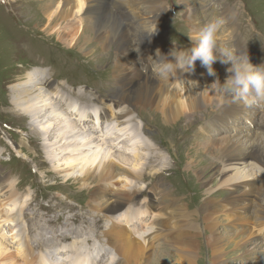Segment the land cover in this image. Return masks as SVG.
I'll list each match as a JSON object with an SVG mask.
<instances>
[{"label":"rangeland","instance_id":"1","mask_svg":"<svg viewBox=\"0 0 264 264\" xmlns=\"http://www.w3.org/2000/svg\"><path fill=\"white\" fill-rule=\"evenodd\" d=\"M38 1L0 0V178L4 186L9 187V184H11L10 187L12 186V189L7 188L10 201L22 203L27 198L32 200L29 202L31 204L29 210L19 209L14 215L0 211V245L11 250L9 259L6 256L0 257V264H36L35 260H40V264H42V259L46 257L40 256H46L49 252L48 255L51 254V258L60 257L59 251H56L58 254H53L47 247L51 244L47 242L50 234L53 240L66 241L69 251H73L70 249L71 246L75 248L74 251L82 247L85 248V246L91 250L96 245L95 239L101 240V243L105 242L104 233L109 229L108 219L104 217L107 215L100 212L96 206H88L94 201L91 196L93 188L88 191L82 188L81 182L68 181L62 174L53 172L50 161L47 159L45 151L47 146L44 144L43 136L39 134V130L36 131L32 128L29 118L20 111V105H13L12 88L28 81V79L41 77V70H47L57 86L67 83L69 88L62 89L68 90L75 100L84 102L86 110L84 123L88 124V129L95 127L96 135L105 130V124L112 121L115 111L112 104L114 101L110 100L108 93V90L113 88V81L110 77L114 68L112 57H107L108 54L105 55V52L101 51H96L94 56L84 54L81 50L71 48L63 41L58 42L57 33L51 32L45 23L47 20L43 18L42 2ZM50 1L56 3L55 0ZM188 3L198 11L196 17L193 18L201 24V30L197 37L193 35L194 23L191 21L189 5L183 4L182 0H165L163 18L167 20L168 28L164 49L167 54L172 50L177 53L181 50L189 51L194 46L193 39H200L202 29L207 24L223 17L227 23L217 33L218 42L228 49V45L224 41L233 34L232 24L228 21L235 19L238 22L236 35L243 48V53L250 52L251 62L254 65H257V62L264 65V0H188ZM205 4L208 5L207 8ZM225 4L229 5L228 10L225 8ZM169 6L173 7L172 14ZM175 6H177V10ZM116 16L121 19L126 28H131L122 19L123 16ZM69 24L73 26L75 24L74 27L79 26L76 21L68 24L66 22L65 26ZM65 26L61 27L62 30ZM154 65L152 63L140 70L145 71L144 74L147 76L151 67H155ZM198 65L196 64L194 71L190 73L178 72L177 79L168 82L167 87H172V93L178 94L187 89L190 91L199 88L196 93L203 92L205 89L211 90V84L220 78L222 73L223 75L227 74L228 72L224 74V70L231 67L230 64L224 65L221 62L218 67L214 66L213 70L217 75L215 78L210 75L209 70L200 69L199 66L202 65ZM81 92L85 95L80 98ZM90 99L96 100V102L93 103ZM85 102L97 106L98 109L94 114L92 113L93 108ZM240 103H232L234 109L239 110L237 114L227 111L218 96L213 97L211 102L206 105L204 103L203 110L196 108L192 113L185 111L183 115H172L166 111L164 113L166 117L159 118L155 115V111H150L148 116L135 117V125L131 127L142 134L143 141H146L149 146L150 156H155V153H158L159 156L163 154L165 158L156 163L154 159V165H145L143 170L149 167V172L146 171L148 182L136 184L142 190L137 192L135 197L132 196L129 205H133L135 199L143 202L146 195L153 196L150 192L152 185L149 184L152 181L154 185L153 175L159 171L161 164H166L167 168L160 172V178L169 184L170 189L174 192V200L177 201V204H183L189 212L200 211L201 205L205 202L203 195L207 186L195 171L193 159L197 162L202 161L203 168L212 164L221 168L222 163H219L215 156L207 154L206 146L208 144L217 143L224 146L238 138L245 137L250 140V138L264 137L263 132L256 135L257 131L251 132L239 127L240 120H251L255 122L257 130L261 119H264V107H247ZM99 108L113 114L108 115L103 110L99 111ZM252 110L258 114L257 118L255 114L250 113ZM76 115V113L72 115L71 120L75 119L79 122L76 120ZM92 115L94 116L92 117ZM89 119H92L93 123L88 122ZM99 122L103 123L99 126ZM224 129H230L236 134L233 137H222L221 131ZM11 140L15 142L14 145ZM124 144L125 142L119 143V146L123 145L120 147L125 148L126 144ZM190 149L196 150L201 156L193 155L194 151L189 152ZM126 158L129 159V157ZM144 158L142 154L135 155V163L125 165V167L137 170L143 166ZM81 168V165L78 166L71 176L74 178L81 176ZM208 177V175L205 176L206 179ZM216 180H211L209 186L215 185ZM121 185H125V182H117L111 185L109 190L114 192ZM93 187L100 190V187L95 184ZM153 203L154 201L149 199V201L143 202L142 208L137 210L131 206L133 208L131 210L136 211L137 223L138 220L143 221L139 233L143 232L156 213ZM8 207L9 205H6V208ZM212 215L207 218L211 226L217 216L213 213ZM12 219H15V223H11ZM122 219L123 217H120L118 221H122ZM16 225L17 228L11 227ZM120 225L123 232L135 235L132 231L134 224L131 218L127 222L123 221V224ZM220 225L223 237L228 235L227 230L235 229L225 220ZM166 226L173 227L170 223ZM245 226L255 228L253 237L241 249L235 250L234 246L227 248L225 256L227 264H264V225L261 227L262 224L257 222L256 227L254 223ZM72 228H77L79 232L73 233ZM201 231L202 238H198L197 241L198 255L194 264H212V255L205 241V229ZM16 234L22 240V246L19 249L12 242V238ZM69 235H71V239ZM94 235L97 238H94ZM176 238L179 240H175L176 242L171 244L158 238L152 250L146 254L147 259L145 257V260L150 261V264H186L182 241L178 236ZM260 239L261 241H259ZM29 240L38 241V243L33 246ZM84 240L88 244L83 243ZM27 243L28 251L25 248ZM108 246L116 252L114 246ZM80 255L84 257L87 255L86 258L89 259L91 253H80ZM117 257L121 258L119 255ZM119 258L111 255L104 262L116 264ZM119 260L120 264H126L125 261Z\"/></svg>","mask_w":264,"mask_h":264},{"label":"bare ground","instance_id":"2","mask_svg":"<svg viewBox=\"0 0 264 264\" xmlns=\"http://www.w3.org/2000/svg\"><path fill=\"white\" fill-rule=\"evenodd\" d=\"M39 1L42 2L43 18L47 20L45 23L51 32L57 33L58 42L63 41L71 48L93 56L96 51L105 52V55L108 54L107 57H112L114 61L110 75L113 88L108 90V93L110 100L114 101L112 104L115 112L112 121L105 124V130L99 135H96L95 127L88 129V124L84 123V102L75 100L68 90L62 89L68 87L67 83L61 84L62 87L57 86L47 70H41V77L28 79L12 88L13 105H20V111L29 118L32 128L39 130V134L43 136L47 146V159L53 172L62 174L68 181L81 182L82 188L88 191L93 188L91 196L94 201L88 206H96L103 214L113 215L104 216L111 222L110 228L105 230L104 234L107 245L115 246V253L121 256L117 258L126 264H150L145 257L147 259L146 254L152 250L155 241L162 238L171 244L179 240L176 236L182 241L186 264H194L198 255L197 241L202 238V229H205V241L212 255L211 263L227 264V248L234 246L235 250L241 249L253 237L255 228H247L245 225L254 223L256 227L257 222L262 224L261 227L264 225V182H258L260 174L264 178V137L250 140L245 137L238 138L224 146L217 143L208 144L207 154L215 156L216 160L222 163L221 168L213 164L203 168L202 161L193 159L195 171L207 186L203 195L205 202L197 213L189 212L183 204H177L174 200V192L169 184L160 178V172L167 168L166 164H161L159 171L153 175L154 185L152 181V184H149L152 185L149 188L154 197L151 196L150 200L154 201L155 215L138 236L123 232L120 225L123 221L127 222L131 218L132 223L137 224L136 211L131 210L133 208L129 202L132 196L135 197L136 193L142 190L136 184L148 182L146 171L149 167L143 170L145 165H154V159L156 163L165 158L163 154L159 156L158 153L150 156L149 146L143 141L142 134L131 127L135 125V117L148 116L150 111H155L159 118H165L166 111L172 115H183L185 111L192 113L196 108L203 110L204 103L206 105L213 97L219 95L212 88L205 89L204 93H196L200 88L172 93V87H167V84L172 79H177L178 72L174 78H160L153 71L154 67L148 69L147 76L145 71L140 70L154 63V58L157 60V66L159 65L160 56L157 55V50L167 55L164 49L168 28L167 20L163 18L165 0H55L56 3L50 0ZM182 3L189 5L191 21L194 23L193 35L197 37L201 24L193 18L198 11L188 0H182ZM205 5L207 8L208 5ZM225 5L228 10L229 5ZM116 15L123 16L122 19L131 28H126ZM73 21L79 26H65L66 22L68 24ZM229 22L232 24L233 34L224 42L227 43L228 49L241 54L243 48L236 35L238 22L235 19ZM63 26L65 27L62 30ZM196 41L198 40L193 39V45ZM247 54L251 57L250 52ZM196 64L201 63L197 61ZM219 64V61L215 62L213 68ZM225 73L227 69L224 70ZM227 74L222 73L219 78L221 82L226 80ZM80 94V98L85 95L83 92ZM219 99L222 102L220 96ZM87 105L93 108V114L98 109L96 105ZM223 106L232 113L239 112L232 104ZM75 113L79 122L71 120ZM256 131V135L264 133V119H261ZM123 142L126 144L125 148L120 147L123 145L118 146ZM192 151L193 155L201 156L194 149L189 152ZM140 154L145 157L142 160L143 166L137 170L127 169L125 165L135 163L134 156ZM80 165L81 176L72 177V173ZM206 175L209 176L207 179ZM214 179H217L215 185L209 186L210 181ZM117 182H125V185L116 187L117 189L111 192L110 186ZM94 184L100 187L99 191L93 187ZM9 187L4 186L0 178V211L14 215L19 209L29 210V202L32 200L27 198L22 203L10 201L7 189ZM6 205L9 207L6 208ZM125 209L127 210L123 211ZM212 213L217 215L212 221L213 227L207 219L213 216ZM120 217H123L122 221H118ZM200 219L203 221H199ZM224 220L235 229L227 230L228 235L223 237L220 224ZM11 223H15V219H12ZM168 223L173 227L168 228ZM11 227L17 228V225ZM69 236L71 239V235ZM133 238V241H129ZM21 241L17 234L12 238L17 249L21 248ZM9 251L11 250L0 245V257L6 256L9 259ZM63 257L53 263L45 258L42 259V264H89L87 255Z\"/></svg>","mask_w":264,"mask_h":264},{"label":"clouds","instance_id":"3","mask_svg":"<svg viewBox=\"0 0 264 264\" xmlns=\"http://www.w3.org/2000/svg\"><path fill=\"white\" fill-rule=\"evenodd\" d=\"M226 23V19L221 17L207 24L201 31L200 39L187 52L172 50L164 55L157 50L160 63L153 71L160 78H174L177 72L194 71L196 62L200 61L210 74L215 75V62L230 64L226 80L221 82L217 78L210 86L221 97L222 104L241 102L247 107H264V65L256 66L247 53L236 54L235 50L227 49L218 42L217 33Z\"/></svg>","mask_w":264,"mask_h":264}]
</instances>
